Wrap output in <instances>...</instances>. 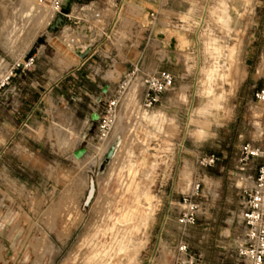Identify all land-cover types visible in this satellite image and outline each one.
I'll use <instances>...</instances> for the list:
<instances>
[{"label": "rangeland", "instance_id": "1", "mask_svg": "<svg viewBox=\"0 0 264 264\" xmlns=\"http://www.w3.org/2000/svg\"><path fill=\"white\" fill-rule=\"evenodd\" d=\"M20 1L0 0V264H174L178 257L185 260L175 249L178 241L188 245L189 255L201 253L200 264H212V237L222 234L224 226L235 231L242 189L251 188L256 174L257 160L237 163L241 148L264 138V100L254 97L264 90V0H230L227 11L228 0H212V38L202 37V52L182 53L184 72L177 63L165 68L175 76L166 96H180L183 104L168 103V113L176 115L179 124L165 117L158 128L140 124L149 121L141 111L137 87L132 97L135 84L122 106L130 88L125 89L132 84L125 82L130 71L124 74L118 83L121 99L114 129L103 143L96 138V128L89 132L93 139L86 142L89 152L79 165L70 156L76 144H70L72 121L61 100L73 86L71 59L77 56L72 51L99 38L104 23L90 13L96 8L87 12L89 3L81 1L67 12L73 24L51 33L45 20L22 25L16 15ZM190 7L191 13L198 12ZM69 29L71 37L65 35ZM154 32L162 34L168 47L174 38L183 42L173 31ZM244 72V80L237 82ZM124 82L128 84L123 89ZM8 88L18 89V98L7 100ZM16 99L24 107L37 104L33 118L41 127L39 137L27 140L36 154L34 158L25 151L26 165L6 151L7 130L11 136L22 126L23 117L17 118L19 109L13 105ZM125 110L126 126L118 132L123 147L114 160L115 169L124 168L111 170L108 179L111 162L102 171L99 164ZM126 149L133 153L128 167ZM53 153L58 162L50 166ZM64 154L71 165L59 157ZM210 155L220 161L212 167L198 164ZM151 162H156L153 169ZM219 166L227 174L220 173ZM89 179L94 192L87 199ZM196 183L200 188L194 201L207 214L183 232L177 224L180 202ZM214 264L222 263L214 259Z\"/></svg>", "mask_w": 264, "mask_h": 264}, {"label": "crops", "instance_id": "2", "mask_svg": "<svg viewBox=\"0 0 264 264\" xmlns=\"http://www.w3.org/2000/svg\"><path fill=\"white\" fill-rule=\"evenodd\" d=\"M25 1H29L30 4L27 2V5L32 4L36 6L34 3L30 2V0ZM84 1L89 3V5L85 6L87 8L86 11L89 12V8H96L97 12L93 10L90 11V13L98 15V19H100L104 25L101 29L99 38L92 43L90 42L91 44H89L90 46L86 54L82 57L71 59L72 71L70 79L72 80L73 86L69 94L65 95L64 100H61V107L64 114L68 115L69 119L72 121L73 127L71 131L74 135L71 138L70 144H76V147L70 152V156L74 159L73 153L75 151L81 148L85 149V154L80 159H74L78 165L82 163V160L89 152L86 142L93 139L92 136L88 137L89 132H91L93 128H96L97 125L96 122L91 121V115L94 112L99 114L105 101L116 94L119 88L118 83L124 74L133 69H136L140 75H147L150 69H154L156 72L161 70L168 71L165 68H168L170 64L173 63H177L180 70L184 72L187 62L182 53L187 52L189 55L200 53L204 47L202 37L208 36L212 38V22L210 21L212 17L209 15V7L212 4V0H82V2ZM229 1L230 0H228V4L225 7L226 11L230 8ZM78 4L79 2L70 3L67 5V9L69 5L77 7L76 5ZM192 5L197 7L198 12H190V6ZM16 15L20 16L18 13ZM51 21L52 17L47 22V25H49ZM224 23L229 29L233 27L230 22L226 23L224 21ZM156 29L173 31L182 36L183 42H179L174 38L172 46L168 47L164 45V37L162 34H155L154 31ZM70 31L72 30L69 29L67 34H65L67 37L72 36ZM180 46H185V49L180 50ZM182 75H184V73ZM241 75L242 74L239 73L237 82L244 80L245 72L244 78H241ZM63 79L64 78H61L60 81H57L61 82ZM188 80L190 81V78H188ZM103 88H106L105 94L102 93ZM17 93L18 89L8 88L6 90L7 100L9 98L13 100L18 98ZM166 95L168 96V93H164L161 96L159 104L150 111L151 114L143 113V115L148 117L147 121H150L140 122V124L151 125L158 128L163 125L164 117L172 119L179 124L177 116L168 113V103L169 101H173V103L183 106V104L180 103V96L172 98L171 100ZM138 97L139 101H141V90H139ZM13 105L19 109L16 114L17 118L19 119L20 116L23 117L21 121L22 126L20 125L16 131H11V136H8L9 130H7L6 151L7 153H12L14 157H17L18 160L23 161V164L26 165V159H28V157L25 151L33 155L34 158L36 154L33 147L27 143V140L33 141L35 138L39 137L41 133V127L33 118L37 104L32 102L31 105H26V107H24L18 99H16ZM182 109L183 108L178 107L177 111H181ZM125 113L126 110L122 112V120L116 131L115 137L119 138L120 143L118 150L114 153L110 161L111 165L108 179L112 177L110 175L111 170L117 173L119 169L124 168L123 165L115 169L114 160L123 147L121 135L119 136L118 132H121L126 126ZM114 123H116V121ZM11 137H16V140L12 139L11 141ZM81 142L82 144L80 145ZM200 145H198V148H201ZM199 153L202 155L203 151ZM124 154L127 156L125 167L132 166L133 153L130 149H126ZM53 155L54 158L49 161L50 166L57 165L58 162V154L53 153ZM217 156L220 157L218 154ZM59 157L65 163L68 162L70 165L72 164V160H70L68 154ZM219 157H217L218 160L216 162L220 161ZM237 163H239V160ZM155 166L156 162H151L149 168L153 169ZM235 168H237V166H235ZM239 170L242 172L243 168L240 167ZM64 171L66 170L64 169ZM142 171L144 174L148 173V167L143 168ZM219 172L223 173V175L227 174L225 167L219 166ZM243 191L244 189H242L241 201L239 202L238 212L234 220L235 231L231 233L229 231L231 228L227 229L224 226L222 228H224L225 231L222 234L220 233L219 236L212 237V264H214V259L222 264H240L236 258V246L243 231L239 218L244 196ZM204 210H200L198 218L207 214V211ZM198 218L196 223H198ZM215 225L216 224L212 222V228ZM219 228L221 229V227ZM203 239V237L198 239V243L201 244ZM180 242L181 241L177 242L175 247L176 250ZM183 256L185 260L187 257H190L194 264H200L201 253L199 252L197 254H187ZM178 259H180V257L176 258L175 261ZM228 259L231 262H229Z\"/></svg>", "mask_w": 264, "mask_h": 264}, {"label": "built area", "instance_id": "3", "mask_svg": "<svg viewBox=\"0 0 264 264\" xmlns=\"http://www.w3.org/2000/svg\"><path fill=\"white\" fill-rule=\"evenodd\" d=\"M45 3L53 13H57L62 6L63 0H36ZM74 3L82 0H71ZM31 62L27 63V66ZM18 67V66H17ZM128 80L125 82L135 83L141 90L140 108L142 112H150L159 104L161 96L169 92L175 82V76L169 71H157L148 75H140L136 69L127 74ZM9 76L6 77L7 82ZM123 83V89L128 83ZM116 94L106 100L102 105L96 121V138L99 141L106 140L115 122L117 107L120 102V95ZM258 101L264 100V90L256 92L254 95ZM217 157L214 155L200 159L198 164L203 167H212ZM249 160H257L258 166L256 174L252 179L250 189H244L241 212L239 215L242 225V235L236 246V258L240 264H264V138L252 144H246L241 148L239 163L245 166ZM200 184L196 183L191 193L180 202L181 210L177 224L181 231L196 224L200 207L194 201L199 197ZM178 254L187 255L188 246L185 242H180L177 246ZM174 264H194L192 258L186 260L178 259Z\"/></svg>", "mask_w": 264, "mask_h": 264}, {"label": "bare ground", "instance_id": "4", "mask_svg": "<svg viewBox=\"0 0 264 264\" xmlns=\"http://www.w3.org/2000/svg\"><path fill=\"white\" fill-rule=\"evenodd\" d=\"M28 3H29V1H27ZM31 2V1H30ZM38 2V1H37ZM239 2V1H238ZM39 3V2H38ZM72 4V2H71V0H63L62 1V6L60 7V9H59V11L57 12V13H53L52 11L50 12V8L49 7H44V8H40V7H38V6H33L32 4L31 5H27L26 4V2L24 1V0H22V1H20L19 2V9H20V12H18V14L20 15V17H21V22H22V25H26L27 23H28V25H29V23H33V22H35V24L36 23H40V22H42L43 20H45V21H49L50 20V18H51V15H52V21L50 22V24L48 25V30L49 31H51V33L53 32V31H59L60 29H61V27L62 26H65V25H68V26H70L71 24H73V22L71 21V20H69L68 19V14L66 15V13L67 12H69L70 13V11H71V7H73V6H70L69 5V7H68V9H67V5L68 4ZM30 4V3H29ZM49 8V9H48ZM233 10H234V12H235V14L237 15L238 14V11H237V9L236 8H233ZM67 16V17H66ZM45 23V22H44ZM43 23V24H44ZM84 24V23H83ZM82 24V25H83ZM19 25H20V23H19ZM19 25H17V26H19ZM27 27V26H26ZM71 28H73V27H71ZM24 29H26V28H24ZM77 30V29H76ZM23 31V30H22ZM90 43H88V42H85V43H82V44H80V45H77L76 46V48L74 49V51H72L73 53L75 52V55L77 56V57H82V56H84L85 54H86V52L88 51V49H89V45ZM262 61H263V63H264V53H263V55H262ZM259 71V70H258ZM257 75H258V73H257ZM242 77H244V74L242 75ZM135 83H132V84H130L125 90L126 91H128V89L130 88V86H132V85H134ZM136 85H134V92H133V96L132 97H134L135 95H136ZM131 90H132V88H130L129 89V92L127 93V94H125L124 95V97H123V99H122V106H124L125 107V103L127 102V100H128V98H129V96L131 95L130 93H131ZM126 91H124V92H126ZM134 103V102H133ZM143 113H146V112H143ZM149 116V115H148ZM160 116V115H159ZM155 117V116H154ZM146 120H148V117H146ZM150 121V120H149ZM113 128V127H112ZM111 135V134H110ZM68 137V136H67ZM109 138V137H108ZM107 138V139H108ZM106 139V140H107ZM106 140H104V141H101V142H105ZM119 138L118 137H115L113 140H112V142H111V144L109 145V147H108V149H107V151L109 150V148H110V146H112L113 144H116L117 145V147L115 148V150H114V153L118 150V147H119ZM106 151V152H107ZM106 152H105V154H106ZM114 153H113V156H114ZM104 154V155H105ZM103 155V156H104ZM103 156H102V158H103ZM113 156H112V158H113ZM112 158H111V160H112ZM75 159V158H74ZM78 160V159H77ZM110 160V161H111ZM88 183H89V185L92 183V179H89V181H88ZM92 196L91 195H89L88 197H87V199H90Z\"/></svg>", "mask_w": 264, "mask_h": 264}, {"label": "water", "instance_id": "5", "mask_svg": "<svg viewBox=\"0 0 264 264\" xmlns=\"http://www.w3.org/2000/svg\"><path fill=\"white\" fill-rule=\"evenodd\" d=\"M102 93L105 94L106 93V88H103L102 90ZM98 114L97 113H93L91 115V121H94L96 122L98 120ZM117 147L116 144H113L112 146H110L109 150L106 152V154L103 156V159L101 160L100 164H99V171H102L106 165L108 164V162L111 160L112 156H113V153H114V150L115 148ZM85 154V149L81 148V149H78L77 151H75L73 153V157L75 159H80L83 155ZM93 192H94V185L93 183L90 184L89 186V190H88V195H91L93 196Z\"/></svg>", "mask_w": 264, "mask_h": 264}]
</instances>
